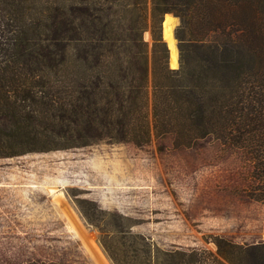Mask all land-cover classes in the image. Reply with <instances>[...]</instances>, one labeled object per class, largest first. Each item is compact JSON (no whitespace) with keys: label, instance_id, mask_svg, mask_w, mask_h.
<instances>
[{"label":"trees","instance_id":"trees-1","mask_svg":"<svg viewBox=\"0 0 264 264\" xmlns=\"http://www.w3.org/2000/svg\"><path fill=\"white\" fill-rule=\"evenodd\" d=\"M150 2L151 17L147 0H0V157L58 137L141 145L153 134L189 147L212 136L247 162V195L264 201V0ZM168 12L180 18L178 68L163 37ZM129 235L140 264H264V241L214 235V252Z\"/></svg>","mask_w":264,"mask_h":264},{"label":"rangeland","instance_id":"rangeland-1","mask_svg":"<svg viewBox=\"0 0 264 264\" xmlns=\"http://www.w3.org/2000/svg\"><path fill=\"white\" fill-rule=\"evenodd\" d=\"M127 14L125 21L136 12ZM167 14L176 18L178 64L172 66L170 57L169 64L178 68L180 18ZM144 38L151 54L150 28ZM150 96L151 87L148 110ZM48 145L0 157V264L31 259L116 264L106 244L122 264H140L144 253L135 256L130 231L161 249L215 252L214 235L238 243L264 241V201L246 192L249 165L215 137L189 147H174L153 134L141 145L68 146L64 137Z\"/></svg>","mask_w":264,"mask_h":264},{"label":"bare ground","instance_id":"bare-ground-1","mask_svg":"<svg viewBox=\"0 0 264 264\" xmlns=\"http://www.w3.org/2000/svg\"><path fill=\"white\" fill-rule=\"evenodd\" d=\"M175 20H176L175 17L167 14L163 22L164 38L168 42V46L170 48L172 66H177L178 64V49L176 46V39L173 34V27H174Z\"/></svg>","mask_w":264,"mask_h":264},{"label":"water","instance_id":"water-1","mask_svg":"<svg viewBox=\"0 0 264 264\" xmlns=\"http://www.w3.org/2000/svg\"><path fill=\"white\" fill-rule=\"evenodd\" d=\"M169 57H170V59H171V52L169 53Z\"/></svg>","mask_w":264,"mask_h":264}]
</instances>
